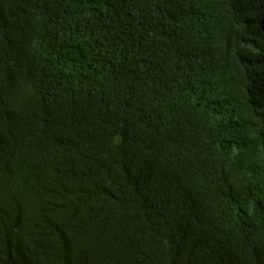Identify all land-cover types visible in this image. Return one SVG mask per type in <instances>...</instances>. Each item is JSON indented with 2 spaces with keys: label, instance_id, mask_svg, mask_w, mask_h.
Returning a JSON list of instances; mask_svg holds the SVG:
<instances>
[{
  "label": "trees",
  "instance_id": "obj_1",
  "mask_svg": "<svg viewBox=\"0 0 264 264\" xmlns=\"http://www.w3.org/2000/svg\"><path fill=\"white\" fill-rule=\"evenodd\" d=\"M0 264H264V0H0Z\"/></svg>",
  "mask_w": 264,
  "mask_h": 264
}]
</instances>
